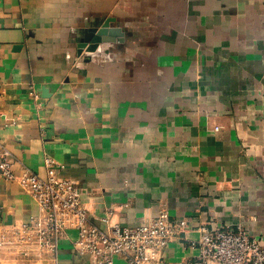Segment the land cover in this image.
<instances>
[{
    "label": "crops",
    "instance_id": "0c3cea01",
    "mask_svg": "<svg viewBox=\"0 0 264 264\" xmlns=\"http://www.w3.org/2000/svg\"><path fill=\"white\" fill-rule=\"evenodd\" d=\"M0 138V264H98L72 221L56 252L18 241L48 156L104 230L186 220L170 264L213 226L264 246V0H0Z\"/></svg>",
    "mask_w": 264,
    "mask_h": 264
},
{
    "label": "built area",
    "instance_id": "2783aa9c",
    "mask_svg": "<svg viewBox=\"0 0 264 264\" xmlns=\"http://www.w3.org/2000/svg\"><path fill=\"white\" fill-rule=\"evenodd\" d=\"M46 167L45 177L27 169L19 178L41 208V213L17 232L18 241L24 246L35 248L38 256L44 251L56 252L67 222L72 221L78 231L77 247L95 255L98 264H114L116 257L129 264H170L164 252L172 241L182 240L188 226L186 220L161 213L142 226L104 230L90 221L79 190L70 179L61 177L60 167L49 156ZM0 175L9 180L15 178L12 154L1 138ZM191 246L200 252L197 259H182L178 264H264V246L240 227L203 228Z\"/></svg>",
    "mask_w": 264,
    "mask_h": 264
},
{
    "label": "water",
    "instance_id": "95a60500",
    "mask_svg": "<svg viewBox=\"0 0 264 264\" xmlns=\"http://www.w3.org/2000/svg\"><path fill=\"white\" fill-rule=\"evenodd\" d=\"M95 43H96V40L93 41V44L90 46L89 49L93 50L96 47V44Z\"/></svg>",
    "mask_w": 264,
    "mask_h": 264
}]
</instances>
